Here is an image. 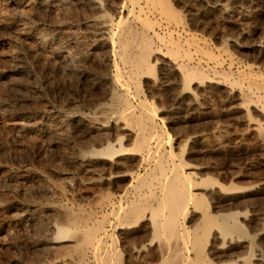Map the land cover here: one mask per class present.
Returning a JSON list of instances; mask_svg holds the SVG:
<instances>
[{
	"label": "rangeland",
	"instance_id": "1",
	"mask_svg": "<svg viewBox=\"0 0 264 264\" xmlns=\"http://www.w3.org/2000/svg\"><path fill=\"white\" fill-rule=\"evenodd\" d=\"M99 1L106 7L109 17L116 18L114 4L110 5L109 0ZM214 1L166 0L182 22L179 26H170L158 16L150 17L156 33L161 35L155 42L158 53L165 55V60L169 58L164 49L168 38L183 47L187 40H195L202 53L195 54L193 48H189V52L196 56L197 68L214 81L219 78L218 81H222V77H218V74L222 76L221 70L232 79H238L240 73L247 71L264 78V50L239 49L264 37V0L249 1L248 16L227 23L210 9ZM222 1L234 10L243 3V0ZM82 3L85 4V0H45L42 4H37V0H0V264H46L58 257L59 254L49 250L50 245L44 242L52 225L63 221L58 208L70 207L73 201L85 207L88 199L82 187L72 191L68 183L74 169V151L91 143L96 132L75 131L70 118L84 112L92 113V104L100 97L92 83L104 75V70L96 62L62 69L52 56V47L44 51L37 44L40 35L58 43L70 35L79 40L82 53L91 60L101 58L100 51L92 50L99 37L87 24L91 11ZM236 27L244 31L243 37L238 36ZM231 40L236 42L235 46ZM214 61L221 64L217 74L213 73L218 68ZM158 63H154L152 76L142 79L140 89L143 100L159 112V127L168 145H165L166 152L177 155L189 167L199 168L194 173L198 179L217 181L224 188L247 189L241 196H220L203 186L196 193L205 197L207 210L213 215L249 212L244 220L238 221L243 235L241 232L233 235L246 242L245 245L249 244L251 249L247 252L233 245L229 254L234 253V257L247 261L259 255L264 263V238L261 241L255 238L256 221L264 224V192L256 188L259 184L264 188V136L259 138L246 123L248 119L263 123L262 105L240 111L242 102L236 98L237 89L225 87L223 82L217 87L195 83L197 86L193 84L189 89L195 99L202 102L201 109H196L189 101L179 98L176 75L169 80L161 79ZM21 68L30 70V75L19 73ZM180 102L188 109L178 115ZM178 116L180 119L176 120ZM138 235L142 233L139 231ZM125 242L122 246L127 245ZM217 243L209 239L204 245L208 258L215 264L229 263L227 258L211 254Z\"/></svg>",
	"mask_w": 264,
	"mask_h": 264
},
{
	"label": "bare ground",
	"instance_id": "2",
	"mask_svg": "<svg viewBox=\"0 0 264 264\" xmlns=\"http://www.w3.org/2000/svg\"><path fill=\"white\" fill-rule=\"evenodd\" d=\"M43 1L45 0H37V4H42ZM249 1L251 0H243L234 10L224 1L215 0L210 9L223 22L235 21L248 16ZM108 2L110 5L114 4L112 7L115 19L109 17L106 7L99 0H85V4L82 3L91 11V16L87 15L88 27L99 37L92 50L100 51L101 58L91 60L82 53L79 40L70 35L62 43L45 35L37 38L40 50L52 47V56L62 69L96 62L104 70V75L92 83L100 93V97L92 104V113L87 115L84 112L70 118L75 131L96 132L91 143L74 151V169L70 182H67L72 191L82 187L88 194V199L84 203L85 207L73 201L70 207L63 205L58 208L63 214V221L52 225L44 242L50 245L49 250L59 256L46 264H215L208 258L204 246L209 239L218 242L217 246H214V242L210 253L218 258H227V264H264L259 255L252 256L251 261L234 257V253H231L234 254L233 258L229 257V250L233 245L247 252L251 249L249 244L245 245L246 242L233 235L234 232L242 234L238 221L244 220L249 212L234 211L213 215L207 210L205 197L196 193L202 186L220 196H241L247 189L224 188L217 181L198 179L194 173L199 168L189 167L177 155L166 152L167 142L159 127V112L143 100L140 89L142 79L152 76L154 63L158 61L161 79L169 80L170 76L176 75L179 98L189 101L194 108L201 109L202 102L195 99L190 86L196 83L205 87H217L223 85V82V86L228 85L232 90H238L236 98L242 102L239 109L246 111L257 104H261L264 109V78L253 76L248 71L243 74L237 71L240 73L239 78L232 79L221 70L219 72L222 76L218 74V77H222V81H218L220 78L214 81L197 68L195 61L198 60L189 52V48H193L195 54L201 52L200 44L195 40H185L183 47L171 41V38L165 39L164 49H167L166 55L169 57L165 60V55H160L155 47V42L160 40L161 35L156 33L150 17L158 16L170 26H179L182 22L166 0ZM44 3L47 5V2ZM154 22L158 23L157 20ZM236 28L238 36L243 37L244 31L240 27ZM231 44L235 46L236 42L231 40ZM239 49L264 50V37ZM204 55L210 60L214 58L210 54ZM216 65L218 68H215V74L221 64L217 61ZM19 73L30 75L31 72L27 68H21ZM215 74L213 75L216 76ZM184 107L181 102L178 103V115L188 109V106ZM175 119L179 120L180 117ZM248 120L247 125L255 130L259 138L263 137L264 120L263 123ZM166 140L169 141V138ZM256 188L258 192H264L263 184ZM256 222L255 238L261 241L264 238V224ZM139 231L142 233L140 236ZM124 240L127 245L124 243L125 246H122ZM60 243L63 245L58 246Z\"/></svg>",
	"mask_w": 264,
	"mask_h": 264
}]
</instances>
